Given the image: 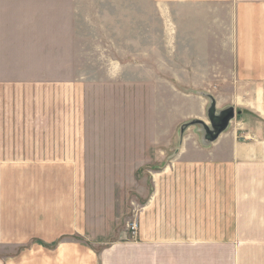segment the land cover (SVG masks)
Returning <instances> with one entry per match:
<instances>
[{"label":"crops","instance_id":"0c3cea01","mask_svg":"<svg viewBox=\"0 0 264 264\" xmlns=\"http://www.w3.org/2000/svg\"><path fill=\"white\" fill-rule=\"evenodd\" d=\"M40 1L0 0L4 94L17 97L14 87L54 94L53 83L22 85L7 70L15 66L8 40L39 22ZM138 1L177 19V44L192 52L182 83L215 85L216 97L220 85L256 84L255 107L247 104L240 128L230 125L210 144L196 127L187 130L174 174H158L139 229L127 222L116 239L100 229L89 237V225L105 221L87 219L88 174H0V264H264V0Z\"/></svg>","mask_w":264,"mask_h":264},{"label":"rangeland","instance_id":"374dc122","mask_svg":"<svg viewBox=\"0 0 264 264\" xmlns=\"http://www.w3.org/2000/svg\"><path fill=\"white\" fill-rule=\"evenodd\" d=\"M139 2L42 0L39 22L8 40L15 82L55 87H14L17 97L0 89V174H88L87 219L105 221L91 223L89 237L100 229L116 239L115 228L141 217L158 174H174L191 122L211 126L214 101L218 111L235 108L234 128L255 107L256 84L220 85L217 98L215 85L182 83L192 52L177 44V19Z\"/></svg>","mask_w":264,"mask_h":264},{"label":"water","instance_id":"95a60500","mask_svg":"<svg viewBox=\"0 0 264 264\" xmlns=\"http://www.w3.org/2000/svg\"><path fill=\"white\" fill-rule=\"evenodd\" d=\"M241 113L242 110H239L238 114ZM208 115L211 126L206 124L203 120H194L191 122L192 126H195V124L200 123L202 124V126L204 125V128L198 129V132L202 133V139L205 144H210L216 141L223 132L228 130L232 120L236 115V112L234 107H229L224 110L218 111L216 109V104L214 101L212 105L208 108Z\"/></svg>","mask_w":264,"mask_h":264},{"label":"built area","instance_id":"2783aa9c","mask_svg":"<svg viewBox=\"0 0 264 264\" xmlns=\"http://www.w3.org/2000/svg\"><path fill=\"white\" fill-rule=\"evenodd\" d=\"M131 228L133 230V232H136L138 229H139V223L137 220H134L132 223H131Z\"/></svg>","mask_w":264,"mask_h":264}]
</instances>
